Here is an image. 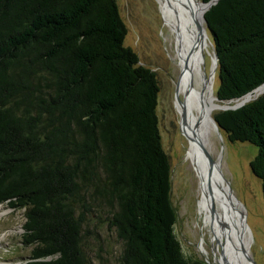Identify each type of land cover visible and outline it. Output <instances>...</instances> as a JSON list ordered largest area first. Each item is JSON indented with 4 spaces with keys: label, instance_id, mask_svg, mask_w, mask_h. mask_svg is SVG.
Listing matches in <instances>:
<instances>
[{
    "label": "trees",
    "instance_id": "1",
    "mask_svg": "<svg viewBox=\"0 0 264 264\" xmlns=\"http://www.w3.org/2000/svg\"><path fill=\"white\" fill-rule=\"evenodd\" d=\"M204 17L217 97L236 102L264 85V0H219ZM127 35L117 0H0V205L25 211L27 264H91L96 201L122 241L119 264H207L175 232L160 85ZM214 119L258 148L264 196V94Z\"/></svg>",
    "mask_w": 264,
    "mask_h": 264
},
{
    "label": "rangeland",
    "instance_id": "2",
    "mask_svg": "<svg viewBox=\"0 0 264 264\" xmlns=\"http://www.w3.org/2000/svg\"><path fill=\"white\" fill-rule=\"evenodd\" d=\"M117 3L128 29L125 45L137 53L141 65L156 73L159 81L157 113L163 148L172 167V203L177 215L175 232L187 257L207 264H220L221 256L216 254L217 246L212 237L214 233L206 223L205 213L200 207V182L187 159L188 144L176 110L175 86L178 74L173 62L175 41L156 0H117ZM208 37L211 41V37ZM210 53L214 55L213 43ZM210 53L206 59L209 78L213 68ZM213 77L217 97L218 68L210 79ZM235 103L237 101L232 105ZM220 112L222 111H215L214 115ZM213 143V159L221 162V175L227 188L229 189V183L233 194L245 207L247 223L253 236L252 258L257 264H264L262 182L256 178L250 167L258 148L249 143H231L227 134L221 131L215 132ZM110 214V209L97 201L91 203L86 214L84 248L91 264H119L123 244L116 232L109 227ZM25 222L24 210L16 211L7 205H0V264H27L30 260L32 248H27L23 243Z\"/></svg>",
    "mask_w": 264,
    "mask_h": 264
},
{
    "label": "bare ground",
    "instance_id": "3",
    "mask_svg": "<svg viewBox=\"0 0 264 264\" xmlns=\"http://www.w3.org/2000/svg\"><path fill=\"white\" fill-rule=\"evenodd\" d=\"M156 1L176 45V110L188 144L187 159L199 178L200 207L214 233L216 254L221 256L220 264H253L245 210L227 188L220 160L213 159V136L219 131L214 112L222 110L223 104L215 96L214 77L210 79L207 74L206 59L212 47L204 21L207 8L200 0ZM210 54L215 74L218 65ZM263 93L264 86L237 103L250 102Z\"/></svg>",
    "mask_w": 264,
    "mask_h": 264
},
{
    "label": "water",
    "instance_id": "4",
    "mask_svg": "<svg viewBox=\"0 0 264 264\" xmlns=\"http://www.w3.org/2000/svg\"><path fill=\"white\" fill-rule=\"evenodd\" d=\"M218 1H219V0H213V1L209 2V3H204V2H201V3H202L203 5L206 6V8H207V9H206V12H207V11H208L213 5H215ZM204 21H205V24H206L205 17H204ZM214 56H215V59H216L217 65H218V61H219V59H218V56H217L215 50H214ZM212 74H213V72H211L210 78L212 77ZM263 86H264V85L260 86L259 88H261V87H263ZM259 88H257L256 90H258ZM256 90H255V91H256ZM253 92H254V91H253ZM253 92H251V93H253ZM251 93H249L248 95H250ZM248 95H246V96H248ZM246 96H245V97H246ZM242 99H243V98H242ZM217 100H218L221 104H223V106H221V107H222V108H221V109H222L221 111L236 110V109H239V108L243 107L245 104L249 103V102H247V103H237V104H235V105H232L233 101H231V102H223V101H221L218 97H217ZM239 100H241V99H239ZM239 100H238V101H239ZM215 124H216L217 129L220 131V127H219L218 123L216 122V120H215ZM211 162H214V160L211 159ZM227 183H228V182H227ZM228 186H229V191H230V193L235 197V195L233 194V191H232V189H231L229 183H228ZM235 199L237 200L236 197H235ZM237 202H238L239 204H241V206H242V207L244 208V210H245V207L242 205V203H240L238 200H237ZM244 218H245V221H246V223H247V213H246V211H245V213H244ZM247 227L249 228V230H250V232H251V229H250L248 223H247ZM251 238H252V240H253L252 232H251ZM251 261H252L253 264H257V263L255 262L254 259H252Z\"/></svg>",
    "mask_w": 264,
    "mask_h": 264
}]
</instances>
